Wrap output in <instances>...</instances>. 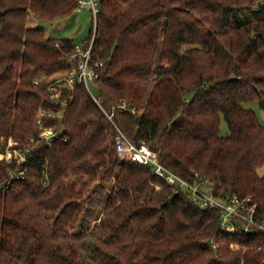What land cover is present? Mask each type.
Here are the masks:
<instances>
[{
  "label": "trees",
  "instance_id": "trees-1",
  "mask_svg": "<svg viewBox=\"0 0 264 264\" xmlns=\"http://www.w3.org/2000/svg\"><path fill=\"white\" fill-rule=\"evenodd\" d=\"M94 1V93L113 122L178 175L210 180L224 200L250 197L264 221V125L245 106L264 111V0ZM79 7L0 0V153L8 140L30 150L19 168L0 160V264H264V231L227 232L220 209L121 159L114 123L83 84L51 98L76 42L31 22ZM40 110L62 113L43 117L49 140ZM15 171L24 172L11 180Z\"/></svg>",
  "mask_w": 264,
  "mask_h": 264
},
{
  "label": "built area",
  "instance_id": "built-area-1",
  "mask_svg": "<svg viewBox=\"0 0 264 264\" xmlns=\"http://www.w3.org/2000/svg\"><path fill=\"white\" fill-rule=\"evenodd\" d=\"M90 4L94 29L91 40L86 48L82 44L75 43L73 55L70 57V61H75L71 70L59 76L49 85L51 92V98L58 100L64 87L69 90L73 89L76 85L83 84L92 98L102 108L109 120L113 122V113H108L101 106V101L95 96L94 87L96 79L98 77L96 68L91 66V60L93 57L94 40L97 29V14L99 12L98 5L94 0H80V7L77 11H80L84 5ZM37 83V81H36ZM62 111H64L66 102H62ZM120 111H131L136 113L135 107H129L126 103H122L118 106ZM49 115L50 117H57L61 119L62 113L55 116L48 110H40L38 113L37 125L41 129L40 136L44 140L57 136L51 129L44 128L43 117ZM114 123V122H113ZM115 126V149L118 156L123 160L140 163L153 168L154 174L165 180L169 185L181 186L189 190L193 200L201 207L218 208L221 210V226L224 230L230 233H254L256 230L264 231V221L257 218L256 204L252 203L250 197L239 198L234 196L228 200H224L220 196V191L216 192V188L213 183L208 179L199 178L195 173L194 177L186 179L174 171L163 165L158 158V153L150 148L147 144L142 143L137 145L130 137L114 123ZM10 147L3 153H0V160H6L7 162L17 163V168L26 162V155L30 151L28 148L24 150L12 148L14 145L11 142ZM18 170V169H17ZM24 171L11 172V180L13 178H19Z\"/></svg>",
  "mask_w": 264,
  "mask_h": 264
},
{
  "label": "rangeland",
  "instance_id": "rangeland-1",
  "mask_svg": "<svg viewBox=\"0 0 264 264\" xmlns=\"http://www.w3.org/2000/svg\"><path fill=\"white\" fill-rule=\"evenodd\" d=\"M264 15V14H263ZM32 25H36L45 30L47 37L53 39L72 38L76 43L81 44L82 41L89 35L91 28L94 29V20L91 10V5L86 4L80 11H76L73 15L66 18L55 19L54 21L36 20L31 22ZM246 107L253 109L262 125H264V111L260 109L258 101H251L245 104ZM221 133H228V127L224 119L221 120ZM3 141V138H0ZM13 140H8L7 149L10 147V143ZM259 174H264V165L259 169ZM94 207L98 211V216L91 223H99L102 219L103 204L101 199L98 198L94 201ZM85 224H83L84 226ZM75 247L81 253V255L87 254V244H76Z\"/></svg>",
  "mask_w": 264,
  "mask_h": 264
}]
</instances>
